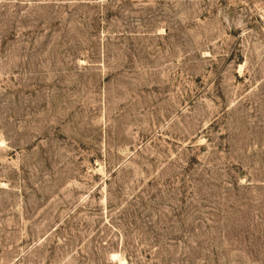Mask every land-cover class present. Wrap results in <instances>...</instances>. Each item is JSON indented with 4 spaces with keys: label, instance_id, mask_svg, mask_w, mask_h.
<instances>
[{
    "label": "rangeland",
    "instance_id": "obj_1",
    "mask_svg": "<svg viewBox=\"0 0 264 264\" xmlns=\"http://www.w3.org/2000/svg\"><path fill=\"white\" fill-rule=\"evenodd\" d=\"M0 264H264V0H0Z\"/></svg>",
    "mask_w": 264,
    "mask_h": 264
}]
</instances>
